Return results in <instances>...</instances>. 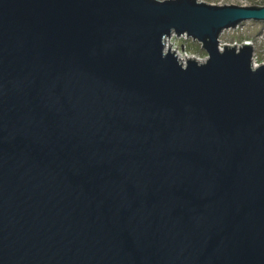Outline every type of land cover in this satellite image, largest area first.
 <instances>
[{"label": "water", "instance_id": "obj_1", "mask_svg": "<svg viewBox=\"0 0 264 264\" xmlns=\"http://www.w3.org/2000/svg\"><path fill=\"white\" fill-rule=\"evenodd\" d=\"M249 19L0 0V264H264V62L218 47Z\"/></svg>", "mask_w": 264, "mask_h": 264}, {"label": "rangeland", "instance_id": "obj_2", "mask_svg": "<svg viewBox=\"0 0 264 264\" xmlns=\"http://www.w3.org/2000/svg\"><path fill=\"white\" fill-rule=\"evenodd\" d=\"M222 2H237L243 5H260L264 6V0H217ZM247 40V41H246ZM218 47L223 49L225 44H241L247 43L253 47V59L257 64L264 62V20L255 21L249 19L243 23L237 25L236 27H229L224 29L218 38ZM222 41L224 44L221 46ZM180 44H186V46L195 52L205 53L204 49L200 47L202 45L199 42H192L190 38L186 42L183 41V37H180ZM201 49V51H199ZM222 51V50H221Z\"/></svg>", "mask_w": 264, "mask_h": 264}, {"label": "built area", "instance_id": "obj_3", "mask_svg": "<svg viewBox=\"0 0 264 264\" xmlns=\"http://www.w3.org/2000/svg\"><path fill=\"white\" fill-rule=\"evenodd\" d=\"M180 37H183V41L184 42H186L187 40H189L190 38L186 35V34H183V35H181ZM247 41V40H246ZM192 42H194L193 40H192ZM220 42H222V41H220ZM200 45H202L201 43H199ZM224 43L222 42V44H220L221 46L223 45ZM236 44V43H235ZM183 45H186V44H183ZM238 45V44H237ZM224 46L225 45H223V47L222 48H224ZM201 49H203L202 48V46L200 47ZM220 48V47H219ZM220 50H222L223 51V49H220ZM205 52V51H204ZM206 53V52H205ZM253 56V55H252ZM252 62H253V67H255V66H257V65H259V64H257L256 62H255V60L253 59V57H252Z\"/></svg>", "mask_w": 264, "mask_h": 264}, {"label": "flooded vegetation", "instance_id": "obj_4", "mask_svg": "<svg viewBox=\"0 0 264 264\" xmlns=\"http://www.w3.org/2000/svg\"><path fill=\"white\" fill-rule=\"evenodd\" d=\"M199 51H201V49H199Z\"/></svg>", "mask_w": 264, "mask_h": 264}]
</instances>
